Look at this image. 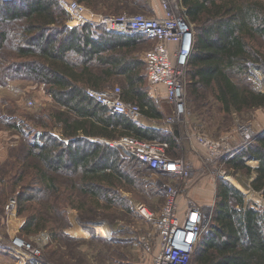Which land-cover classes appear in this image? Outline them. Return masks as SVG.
<instances>
[{
    "label": "rangeland",
    "instance_id": "obj_1",
    "mask_svg": "<svg viewBox=\"0 0 264 264\" xmlns=\"http://www.w3.org/2000/svg\"><path fill=\"white\" fill-rule=\"evenodd\" d=\"M23 1L28 2L0 0V15L7 9L6 5ZM54 1L59 7V21L66 18L69 28L76 27L63 7L70 0ZM74 1L83 4L91 18L138 14L159 20L181 17L192 30L194 41L199 33L186 13L184 0ZM17 24L0 18V264H14L16 258L9 253V245L17 236L38 251L36 260L27 264H156L155 259L164 245L157 226L164 223L165 229L171 220L175 224L183 221L195 224L197 215L200 224L195 228L201 227L202 232L188 264H199L203 241L216 234L215 210L220 182L241 194L243 207L257 210L264 207V192L253 185L259 160L251 151L264 133V106L238 112L220 111L212 86L198 85L195 89L193 67L188 63L180 76L183 110L176 113L165 89L154 88L146 77L147 93L153 97L161 117L148 120L141 112L138 124L155 127L174 140L172 146L168 144V155L183 166V171L174 175L148 171L118 145L125 135L116 133L113 139H107L81 132L71 139L64 137L63 123L55 112L60 108L47 93V87L13 65L30 59L13 50ZM92 29L105 30L101 26ZM3 36L5 40L1 39ZM250 40L260 57L246 62L243 71L233 72L232 78L241 86L264 93V39L256 35ZM153 46V42L140 39L135 54L142 60ZM112 86L121 90L119 82ZM41 135L44 141H40ZM36 137L40 144L55 145L60 153L66 150V163L61 171H47L58 174L48 175L56 180L51 190L36 176L35 168H31L35 163L40 166L36 157L25 156L28 145L38 140ZM93 142L114 148L112 157L128 178L116 186L105 184L100 193L94 194L76 188L75 182L79 179L70 167V152L78 148L88 150ZM12 198L17 201L16 210L15 214H8L5 208ZM201 212L205 218L201 219ZM31 215L37 218L40 230L26 228ZM191 238L187 233L185 242L189 248Z\"/></svg>",
    "mask_w": 264,
    "mask_h": 264
},
{
    "label": "trees",
    "instance_id": "obj_2",
    "mask_svg": "<svg viewBox=\"0 0 264 264\" xmlns=\"http://www.w3.org/2000/svg\"><path fill=\"white\" fill-rule=\"evenodd\" d=\"M24 3L8 4L0 15L2 21L18 22L13 50L30 57L13 65L47 87V93L60 108L55 112L63 123L65 138L83 132L87 136L113 139L118 133L174 144L157 128L112 113L86 94L87 88H112L119 82L125 101L137 103L145 117L159 119L160 111L147 93L144 59L135 54L139 40H149L103 29L94 31L88 25L69 28L66 18L59 21L60 11L54 0ZM183 4L199 32L187 61V66L189 63L193 67L195 89L198 85L212 86L222 112L264 106V93L241 86L232 78L233 72L243 71L246 62L260 57L250 45V38L257 35L264 39V0H184ZM36 138V143L28 145L25 156L36 157L40 166L35 163L31 168L51 190L56 180L48 175L58 174L47 171H61L66 163V150L60 153L55 145L40 144L39 137ZM257 140L258 144L251 149L259 160L253 185L264 192V133ZM40 141H44L43 136ZM113 149L93 142L88 150L78 148L70 152V167L79 179L76 188L94 194L103 190L105 184L116 186L122 179L128 180L112 157ZM132 159L151 171L137 158ZM216 203V234L203 241L199 264H264V207L260 210L243 207L241 194L224 182L217 186ZM36 220L34 215L29 216L26 228H39Z\"/></svg>",
    "mask_w": 264,
    "mask_h": 264
},
{
    "label": "built area",
    "instance_id": "obj_3",
    "mask_svg": "<svg viewBox=\"0 0 264 264\" xmlns=\"http://www.w3.org/2000/svg\"><path fill=\"white\" fill-rule=\"evenodd\" d=\"M63 7L77 26H101L109 33L143 36L153 42L154 46L146 51L143 57L148 81L154 88L162 86L166 95L171 99V103L174 104L175 112H182L184 94L180 76L193 48V32L183 18L174 17L159 20L147 18L141 14L91 18L87 15L85 6L77 1H66ZM86 94L106 106L112 113L123 115L132 121L141 119L140 107L133 102L125 101L117 86L105 89L87 88ZM117 143L124 148L129 156L137 158L152 171L173 175L183 171L182 163L168 155V142L148 141L132 135H125ZM16 202V199L12 198L7 203L5 209L8 214L15 212ZM197 220L200 223L198 215L195 224L194 221L190 222L196 226L198 225ZM187 233L192 235L191 239L193 240L194 233L191 232H186L184 239ZM9 247V253L16 258L14 264H27L37 258L38 251L30 248V244L18 236L11 239ZM167 254L169 255L170 251H167ZM176 262L178 264L187 263L185 259Z\"/></svg>",
    "mask_w": 264,
    "mask_h": 264
},
{
    "label": "bare ground",
    "instance_id": "obj_4",
    "mask_svg": "<svg viewBox=\"0 0 264 264\" xmlns=\"http://www.w3.org/2000/svg\"><path fill=\"white\" fill-rule=\"evenodd\" d=\"M144 212L147 213L148 216L150 215L147 210H144ZM200 217L201 219L202 217L205 218V214L201 212ZM172 221L173 220L166 223L168 227L165 229L164 223H161L159 226H157L159 229H161L160 233L163 235L164 245L161 248L160 254L155 259L156 264H169L180 259H185L187 261L186 264H188L189 258L194 251V245L202 232V228L198 227V229H196L195 225L192 224V222L186 223L183 221V223L175 224ZM198 224L200 223L198 222ZM186 232L194 233L192 245L190 248L187 246V243L184 239V235ZM167 251H170L169 255L167 254ZM174 252L177 254V258H175V260H173V257L171 256V254H173Z\"/></svg>",
    "mask_w": 264,
    "mask_h": 264
},
{
    "label": "crops",
    "instance_id": "obj_5",
    "mask_svg": "<svg viewBox=\"0 0 264 264\" xmlns=\"http://www.w3.org/2000/svg\"><path fill=\"white\" fill-rule=\"evenodd\" d=\"M145 118H147V117H145ZM148 120H154V119H151V118H147ZM140 121V120H139ZM14 214H15V212H14ZM101 230H103V229H101ZM91 233V232H90ZM94 234V233H93ZM95 235V234H94ZM97 235V234H96ZM104 236V235H103Z\"/></svg>",
    "mask_w": 264,
    "mask_h": 264
}]
</instances>
